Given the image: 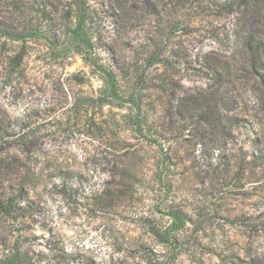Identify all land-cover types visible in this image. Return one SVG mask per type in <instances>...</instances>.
Returning <instances> with one entry per match:
<instances>
[{"label": "rangeland", "instance_id": "rangeland-1", "mask_svg": "<svg viewBox=\"0 0 264 264\" xmlns=\"http://www.w3.org/2000/svg\"><path fill=\"white\" fill-rule=\"evenodd\" d=\"M45 1L0 0V17L29 36L0 38L10 132L0 197L26 186L34 204L22 228L95 264H149L146 249L163 264H264V0ZM104 45L127 62L116 97L89 63H107ZM18 51L23 63L7 79ZM178 111L217 127L190 130ZM28 131L33 152L23 157ZM105 144L142 202L100 213L61 199L60 174L82 193L102 188ZM136 213L177 243L165 246Z\"/></svg>", "mask_w": 264, "mask_h": 264}, {"label": "trees", "instance_id": "trees-1", "mask_svg": "<svg viewBox=\"0 0 264 264\" xmlns=\"http://www.w3.org/2000/svg\"><path fill=\"white\" fill-rule=\"evenodd\" d=\"M46 1L45 4H47ZM228 2L238 7L243 6L247 8L251 4H254L256 0H229ZM28 37L23 27H19L17 19L0 17V38L23 43ZM247 43L248 45L250 44L248 41ZM104 47V51L108 55L107 63L100 66L96 62L89 63L91 67H94L103 75L109 92L112 93L113 91V97H116L119 95L118 93H123V80L121 77L122 74H126L127 62L125 60H117L113 55L112 49L107 45H104ZM23 59V51H18L12 56L7 57L6 66L12 69V71L8 72L7 79L17 74L16 72L21 67ZM8 83L11 86L12 80H9ZM106 104H109V102H106ZM177 114L182 115V117L185 115V120H187L190 130H197L201 124L209 122H211L209 124L213 129L217 127L215 118L211 116L201 117L198 115L195 118V116L184 114L182 111H178ZM210 117L213 118L212 121L208 119ZM193 119L195 121H192ZM9 133V126L0 120L1 149L9 143ZM32 135L33 132L28 131L26 134L24 132L19 139V141L22 140V144L18 147V151L23 154V157L33 152L32 142L28 141ZM105 146L111 153L106 151L103 156L102 163L108 167L109 172L102 188L99 191L85 194L81 192L80 187L82 183L79 180L71 184L68 183L67 178L65 179L62 176L64 174H60L57 178L58 180H55L58 184L52 183V187L58 189V195L61 199L79 206L85 211L92 208L94 211L100 213L113 211L114 209H124L127 202L135 205L142 202V188L122 174L121 165L115 156L114 148L110 144H105ZM1 153L4 156L9 155L8 150ZM217 157L220 163V154H217ZM16 159L19 161V158L16 157ZM211 165L213 166L212 162ZM70 171L68 168L64 169L65 175H71ZM33 204L34 200L29 196L28 189L24 184L19 186L14 192H9L0 197V264H95L93 256L85 251L67 250L63 246H56L54 237L49 232L46 238L44 235L31 233L29 228H22V224L24 225L29 221L28 212L31 211ZM132 215L136 216V221L146 225L150 233L160 239L161 243L165 246H172L177 243L178 236H166V233H163V237L160 235L159 229L155 227V224L151 226V224L147 223L145 214L136 213ZM19 225L21 226L18 227ZM111 245H113V242ZM145 251H147V254L143 257L140 256L142 260L145 259L144 262L163 264V260H161L162 256L153 254L147 249ZM249 264H254V261H251Z\"/></svg>", "mask_w": 264, "mask_h": 264}]
</instances>
